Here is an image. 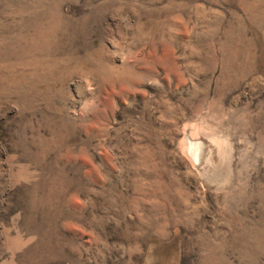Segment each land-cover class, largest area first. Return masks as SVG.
Returning <instances> with one entry per match:
<instances>
[{
  "label": "rangeland",
  "instance_id": "1",
  "mask_svg": "<svg viewBox=\"0 0 264 264\" xmlns=\"http://www.w3.org/2000/svg\"><path fill=\"white\" fill-rule=\"evenodd\" d=\"M0 264H264V0H0Z\"/></svg>",
  "mask_w": 264,
  "mask_h": 264
},
{
  "label": "bare ground",
  "instance_id": "2",
  "mask_svg": "<svg viewBox=\"0 0 264 264\" xmlns=\"http://www.w3.org/2000/svg\"><path fill=\"white\" fill-rule=\"evenodd\" d=\"M195 136V135H194ZM216 140V139H215ZM190 140H188L187 142H189ZM202 140H200V141H191V142H189V144H188V147H187V153L188 154H190V156H191V158L193 159L192 161H194V160H198V159H200L206 152L204 151V149H205V146H204V144L201 142ZM208 141V140H207ZM212 141V140H211ZM208 143V142H207ZM206 143V144H207ZM215 143V142H214ZM186 144V143H185ZM211 145H213V144H211ZM213 147V146H212ZM184 149H185V147H184ZM186 150V149H185ZM209 152H211V151H209ZM202 153H204L203 155H202ZM207 154V153H206ZM211 154V153H210ZM205 159V158H204ZM201 160H202V158H201ZM201 162V161H200ZM197 163V162H196ZM201 164V163H200ZM199 164V165H200Z\"/></svg>",
  "mask_w": 264,
  "mask_h": 264
}]
</instances>
